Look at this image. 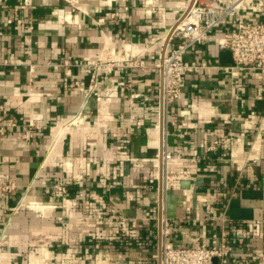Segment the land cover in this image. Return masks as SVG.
Returning a JSON list of instances; mask_svg holds the SVG:
<instances>
[{"label":"crops","instance_id":"1","mask_svg":"<svg viewBox=\"0 0 264 264\" xmlns=\"http://www.w3.org/2000/svg\"><path fill=\"white\" fill-rule=\"evenodd\" d=\"M188 1L0 0V173L17 185L0 197V264L156 263L157 73L113 68L89 92L91 70L63 63L113 48L151 63ZM249 14L189 49L209 67L187 76L170 111L171 241L226 234L228 264H264V71L233 68L217 45ZM58 182L68 195L51 201Z\"/></svg>","mask_w":264,"mask_h":264},{"label":"built area","instance_id":"2","mask_svg":"<svg viewBox=\"0 0 264 264\" xmlns=\"http://www.w3.org/2000/svg\"><path fill=\"white\" fill-rule=\"evenodd\" d=\"M244 8L250 10L248 19L241 20L232 31H227L217 40L222 50L231 52L234 60L233 68L249 71H264V0H231L226 6L217 3H202L201 0H189L180 16L170 29L161 35L158 40L160 49L158 57L153 62L141 59V54L126 48L110 49L95 58L91 63L73 64L65 61V67L83 66L91 70V84L89 92L99 87L102 72L113 68H140L145 72L153 71L158 76V89L155 108L157 111V125L160 132L159 148L156 155V173L154 187L156 212V251L155 264H228L232 251L227 242L226 234L220 243L213 246L197 243L193 247L174 244L171 241V224L167 215V200L173 187L174 178L170 174L169 166L173 154L168 145L170 111L178 102L186 87L187 76L209 67L207 62L186 60L185 56L194 45L208 40L209 34L222 25L228 18L237 16ZM177 40H180L176 43ZM182 40V41H181ZM113 93L107 92L106 99H111ZM1 109H4L2 106ZM0 132L3 134V129ZM28 140L32 132L26 130L22 136ZM219 144L218 142H216ZM74 180L80 181V176ZM17 189L15 180L9 174L0 173V197H7ZM68 188L64 182L54 184V193L51 197L65 200ZM79 196H83L82 193ZM42 202H30L31 209L42 210ZM46 207V205H44ZM57 207L56 205H51ZM110 224L115 223V211L111 210ZM123 222V221H121Z\"/></svg>","mask_w":264,"mask_h":264},{"label":"water","instance_id":"3","mask_svg":"<svg viewBox=\"0 0 264 264\" xmlns=\"http://www.w3.org/2000/svg\"><path fill=\"white\" fill-rule=\"evenodd\" d=\"M217 260H215V262H216Z\"/></svg>","mask_w":264,"mask_h":264},{"label":"bare ground","instance_id":"4","mask_svg":"<svg viewBox=\"0 0 264 264\" xmlns=\"http://www.w3.org/2000/svg\"><path fill=\"white\" fill-rule=\"evenodd\" d=\"M77 122V121H76Z\"/></svg>","mask_w":264,"mask_h":264}]
</instances>
